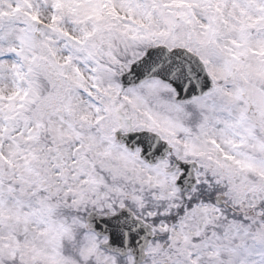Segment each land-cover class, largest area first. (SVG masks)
I'll return each mask as SVG.
<instances>
[{"label":"snow or ice","instance_id":"obj_1","mask_svg":"<svg viewBox=\"0 0 264 264\" xmlns=\"http://www.w3.org/2000/svg\"><path fill=\"white\" fill-rule=\"evenodd\" d=\"M0 264H264V0H0Z\"/></svg>","mask_w":264,"mask_h":264}]
</instances>
